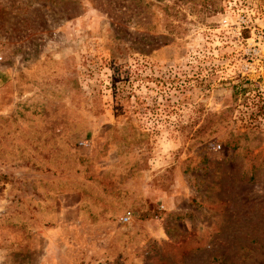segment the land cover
<instances>
[{
  "label": "rangeland",
  "instance_id": "374dc122",
  "mask_svg": "<svg viewBox=\"0 0 264 264\" xmlns=\"http://www.w3.org/2000/svg\"><path fill=\"white\" fill-rule=\"evenodd\" d=\"M0 264H264V0H0Z\"/></svg>",
  "mask_w": 264,
  "mask_h": 264
},
{
  "label": "built area",
  "instance_id": "2783aa9c",
  "mask_svg": "<svg viewBox=\"0 0 264 264\" xmlns=\"http://www.w3.org/2000/svg\"><path fill=\"white\" fill-rule=\"evenodd\" d=\"M127 218H128L127 216H123L122 221H127Z\"/></svg>",
  "mask_w": 264,
  "mask_h": 264
},
{
  "label": "crops",
  "instance_id": "0c3cea01",
  "mask_svg": "<svg viewBox=\"0 0 264 264\" xmlns=\"http://www.w3.org/2000/svg\"><path fill=\"white\" fill-rule=\"evenodd\" d=\"M219 219V218H218Z\"/></svg>",
  "mask_w": 264,
  "mask_h": 264
}]
</instances>
